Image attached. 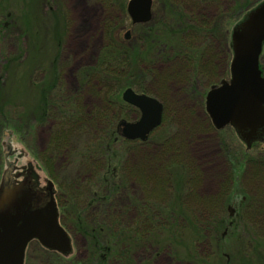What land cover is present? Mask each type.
<instances>
[{
	"label": "rangeland",
	"instance_id": "obj_1",
	"mask_svg": "<svg viewBox=\"0 0 264 264\" xmlns=\"http://www.w3.org/2000/svg\"><path fill=\"white\" fill-rule=\"evenodd\" d=\"M128 1L0 0V152H4L0 188L9 167L14 168L12 176L21 171L16 179H22L25 169L32 165L40 184H47L48 178L58 191L59 185H65L80 203L88 191L81 192L98 181L94 170L106 164V156L104 159L100 155L102 139L111 134L108 127L138 117L136 111L122 114L111 101L107 103L110 124L94 114L106 106L109 96L122 98L127 87L145 90L163 102V121L150 133L148 145L135 150L139 154L129 152L127 145L112 144L115 160L119 161L118 177L136 160L142 171L135 175L137 180L128 179L113 192L105 205L107 210L101 213L103 217L94 211L99 210L98 203L84 211L89 225L97 223L108 231L109 216L121 215L122 226L132 225L136 217L141 219L140 230L134 232L138 236L134 245L141 246L140 254L132 256L136 264H264V141L248 147L233 127H212L205 113L210 85L230 78L233 27L263 0H211L206 4L200 0H154V18L145 25L131 24L126 15ZM195 7L211 20L209 33V26L203 31L198 29L206 21L192 16ZM128 30L131 38L124 42ZM113 37L122 41L118 49L120 55L123 51L120 64L124 67L118 74L110 73V79L99 87L94 77L87 73L83 76L82 72L87 68L97 70ZM191 39H195L193 48L201 41L194 49L199 48L198 56L201 52L207 54L203 65L208 67L201 70L199 63L200 73H183L184 79L179 81L181 72L188 68L187 64L183 66L185 57L191 56L192 47L186 50ZM216 56L218 65L214 62ZM88 76L90 82L81 85ZM57 86L70 95L81 93V101L75 102L81 105H77L82 109L81 116L86 115L80 129L61 143L55 140L61 122L54 112L63 104L71 116L77 111L70 108V100L54 99L63 91ZM45 95L50 96V108ZM117 114L120 116L115 118ZM30 123L34 126L35 145ZM53 141L57 150L48 153ZM8 145L10 152L6 150ZM88 145L94 150L91 157ZM164 164L174 169L172 183L165 187L148 182L153 173L163 174ZM116 197L126 201L119 204ZM134 201L142 203L127 211L126 204L135 205ZM117 203L119 210L110 208ZM170 208L179 221L167 217ZM192 209L202 214L198 213L205 227L201 242H197L190 227L188 214ZM177 210H184L187 217H177ZM63 221L71 232L73 250L58 256L34 241L27 251L26 264H86L93 258L88 237L80 234L72 222Z\"/></svg>",
	"mask_w": 264,
	"mask_h": 264
},
{
	"label": "water",
	"instance_id": "obj_2",
	"mask_svg": "<svg viewBox=\"0 0 264 264\" xmlns=\"http://www.w3.org/2000/svg\"><path fill=\"white\" fill-rule=\"evenodd\" d=\"M152 0H129L127 11L134 23L152 16ZM130 32L125 33L128 38ZM264 42V2L251 10L232 32L231 77L213 86L206 95V111L216 128L232 123L240 128L264 127V76L259 59ZM125 102L140 110L136 121H121L127 139L146 140L163 119V104L157 98L126 88ZM7 173L0 188V264H24L25 250L32 239L43 246L68 254L71 238L59 221L53 182L44 199L31 185L28 174L20 183Z\"/></svg>",
	"mask_w": 264,
	"mask_h": 264
},
{
	"label": "trees",
	"instance_id": "obj_3",
	"mask_svg": "<svg viewBox=\"0 0 264 264\" xmlns=\"http://www.w3.org/2000/svg\"><path fill=\"white\" fill-rule=\"evenodd\" d=\"M228 1H230V0H228ZM232 1H235V0H232ZM225 13L226 12H223L224 15H225ZM244 16H245V14H244ZM244 16L241 19V21L244 19ZM220 17L221 16H218L216 18L223 19V17H221V18ZM204 20L206 21L205 22L206 25H204L203 23H200L199 28H198L201 31H203V27L206 29V27H208L209 24H211L210 19H204ZM208 29L209 30H207V33H209L211 27L209 26ZM191 40L193 41L191 43V45L186 47V50L189 49L190 47H192V50L190 52L191 56H190V58L185 57V60H184L185 64L183 66V67H186V64H187L188 68L186 67V70L184 72H181V75H179V77H178L179 79L177 78L179 81L184 79L183 73L185 75H188V76H192V73H193V75H194V73H196V74L200 73V69L198 68L199 63H200L201 70L204 69L205 67H208L207 64L203 65V62L206 59L207 54H205L204 52H201L198 56V53H199L198 49L199 48L194 49V48H197L196 46H198V43H200L201 41L198 42L196 44V46L193 48L194 43H195V41H194L195 39H191ZM200 40H202V37H200ZM121 42L122 41H117V39H115L113 37L112 40L107 43V45H109V47H108L109 49L105 54L107 55L108 58H105L106 57V55H105V57L102 58L101 61H99L98 65H97L98 66L97 70L94 71V69L92 70V68H87L86 71L82 72V75L85 76L86 75L85 73H87L88 75H91L92 77H94L95 82L98 83V86L101 87L102 81H107V79H110L108 77V75L110 73H117V74L120 73V69L124 67L122 64H120L122 61V59L120 57L123 56V51H122V55H120L121 52L118 49L119 47L122 48ZM230 45L231 44H229V47H230ZM183 50H184V47H183L182 51ZM200 51H201V49H200ZM217 58L218 57L216 56L215 60H217ZM94 74H96V77L94 76ZM55 78H57V77L54 76V81H55ZM87 82H90L89 76L87 78V81H81V85H87ZM53 84L55 85L56 83H53ZM56 89H58L59 91H62V90L63 91L60 93V95L56 96V98L54 97V99H56V101H58V102H64L65 100H70L72 102V104L69 105L70 108L71 109L74 108L75 111H77V113L75 115L71 116L70 113H68V111H70V110L67 107H65V104H63V105L59 106L60 107V108H58L59 110H56L54 112L56 114L53 113L55 116V119L57 121L61 122L60 125H58L59 127H57L55 130V132H56L55 137H57L55 140L56 141L58 140L61 143V142H63V140L67 141L69 138V135H71L73 132L80 129L81 123L84 122L86 115L84 113H82V116H81L80 110H82V109L78 108L77 105H79V104L75 102L76 100L81 101V96H80L81 93L70 95L66 91H64V89H60L58 86ZM141 92H145V90H141ZM45 98L46 99L48 98L49 102H47V101L46 102L50 108L52 106V102L50 101V96L45 95ZM108 101H111L114 105L119 106L120 111H122V114H124V113L130 114L129 111L130 112L137 111V109L135 107L125 103L122 100V98H118L116 95H114V96L111 95V96H109V100H107V102H106V106H104L103 109H98L96 111V113L94 114L95 117H97V119L101 118L102 120H104L105 122H107L109 124L111 122L110 121L111 109H109V107L107 105ZM72 105H74V106H72ZM79 106H81V105H79ZM49 108L46 107V105H44V110L48 111ZM125 111H128V112H125ZM119 114H117L115 116V118H118L120 116ZM29 127L31 128V130L33 131V134H34L33 142H32L34 144V142H35L34 126L32 125V123H30ZM108 129H112L111 134H108L106 136V138L102 139V141H101V144H102V151L101 152L102 153L100 155V158L101 157L104 158L106 156V159L104 158L106 161L103 162L106 164H103L102 167H98V169L94 170L96 175L98 174V176H97L98 181L96 182V184L93 183L91 185V187L89 185L87 187V189H85V191L83 190L81 192V193H85L86 191H88V192H86V194H85L86 196H84V198L81 200V202L78 203L76 199L74 200V198L71 197V193L69 191V188H66L65 185H64V187H61V188L59 185L60 191H58L57 186H55L59 211L61 214L60 219H61L62 224L65 227H66V225H65L63 219H66V220H68V223L72 222L76 227H79L80 231H78V232L80 234L86 235L88 237V240L90 243V249L93 252V258L91 257V259H90V261H92L91 263H90V261L89 262L87 261L88 263L86 262V264H130L131 261H132L131 264H136L134 261L135 258H132V256L134 257L135 255L140 254L138 250L141 248V246L137 247V245H134L135 244L134 241H136V239L138 237V236L135 237L134 232L138 233V231L140 230L141 225L139 228V224H141L142 222H139V221L141 219H138L136 217L135 221L132 225L128 226V225L123 224V226H122L121 223L119 222L121 215L109 216V218L105 217L106 219L108 218V220L109 219L112 220L111 222H109L107 220L106 226L108 227V231H106V228L104 226H101L100 224H97V223L94 224V226H90L89 222L85 219V217L87 219L89 217L87 215H85L84 211L86 209H92L94 206H96V203H98L97 208L99 210L98 211L94 210V211L97 212L98 217H103L101 215V213H104L107 210L106 209L107 207L105 205H106L108 199L111 196H113V194H114L113 192L118 190V188L120 187V184L124 183L125 181L127 182L128 179L135 180L136 179L135 175L137 173L141 174L140 172L142 171L140 161L138 162L136 160L137 162L135 161V163H133L134 165H131V167L128 166L127 172L126 171L123 172L124 175L122 174L121 177H118V163H119V161L115 160V157L113 154L114 149H112L111 147H112V144H114V146H117L118 144H124V146L127 145L126 148L129 152H132L133 154H139V152H137L135 150H137L138 148H141L142 146H146V144L148 142L147 141L142 142L140 140L125 139L121 135V130L119 128L118 122H117V124H113V127H112V125L109 126ZM3 134H4V132H3ZM55 143H56L55 141L51 142L52 145L50 144V147L47 151L48 153H52L50 151H51V149L53 150V148H54V150H57L54 146ZM60 143H59V145H60ZM59 145H58V147L62 146V145H60V146ZM171 146H173V145H171ZM90 147H91V145H88V146H86V149H88V156L91 157L92 156L91 152H93L94 150H92V147L91 148ZM126 148L124 147V149H126ZM62 149H65V148H62ZM6 150L8 152H10V146L9 145H8ZM58 150H60V148H58ZM95 151H96V149H95ZM0 153H1L0 154V157H1L0 160H2V156H3L4 152L1 150ZM162 167H163V174L162 175L157 174L158 175L157 176L156 174L153 173V175H151L147 181L150 183H158V184L160 183V185L162 184L165 187L168 184L172 183L173 176H174V174H173L174 169L170 170L168 164H164ZM13 169H14L13 167H9L8 171H5L6 173L5 172L3 173L2 180H3V178H5V175L7 173L8 174L10 173L11 177H12ZM123 169L125 170L124 167H123ZM25 172H26L25 175L30 173L34 177L35 182H37L38 174H37V170L34 166L29 165L25 169ZM167 172H170V173H168L170 176L167 175ZM20 173H21V171H19L17 173L15 172L13 174V177L18 176ZM177 186L178 185H174L175 188H177ZM77 193L78 192H76L74 194L77 195ZM122 194H121V196H124V195L126 196V193L123 195ZM118 196H120V195L118 194L117 197ZM46 197L47 196H45L44 199H46ZM61 197H62V199H61ZM65 197H66V199H65ZM184 199H185V195L183 196V194H182L181 200H184ZM119 201L117 198L116 202H118L119 204L122 201L125 202L126 200H124V199L121 200V198H120ZM118 203L117 204H111L110 208L112 207V209L117 210L118 209ZM141 203L142 202H140V204H139V201H134L135 205H133V204L130 205L129 203H127L126 204L127 211H131V209L133 210L134 208H132V207H134V206L137 208L139 205H141ZM60 205H61V207H60ZM126 206H125V210H126ZM179 206H181V203H179ZM170 210H171V212L167 217L169 219L176 218V217H173L171 215V213L174 211V209L170 208ZM192 210L193 211L189 212V214H188V218L190 219L191 224H192L190 227L192 228L193 232L197 235V239H196L197 242L198 241L201 242V241H204V239L202 237L205 234V227L203 226V224L201 223V220L199 219V215H198L199 212H197L194 209H192ZM91 212H92V210H91ZM184 214H185L184 210H179V211L177 210V214H176L177 217L184 216L186 218L187 216ZM199 214L202 216L201 213H199ZM203 217H205V216H203ZM176 219L179 221V218H176ZM224 220H226V222H228V219H224ZM148 225L149 224H147L146 227H148ZM127 229H129L128 233L126 235L122 236L123 232L126 231ZM68 231L70 232L69 229H68ZM135 247H137V248H135ZM43 249L50 252V253L53 252V253L57 254L58 256H60V254L58 252H54V251H51V250H48L45 248H43ZM132 252H133V255H132Z\"/></svg>",
	"mask_w": 264,
	"mask_h": 264
},
{
	"label": "flooded vegetation",
	"instance_id": "obj_4",
	"mask_svg": "<svg viewBox=\"0 0 264 264\" xmlns=\"http://www.w3.org/2000/svg\"><path fill=\"white\" fill-rule=\"evenodd\" d=\"M202 3H204V4H206V3H208V2H211V0H200ZM216 3H218V0H214ZM154 4H155V1L153 0V5H152V9H153V7H154ZM210 4V3H209ZM208 7V4H207V6H206V8ZM195 9V11L194 10H192V11H194V14H192V16H194V17H198V18H200V19H208V17H205V16H203L202 15V11H200V12H197L196 10H199L198 8L196 9V7L194 8ZM202 12V13H201ZM127 16H128V13L126 14ZM154 18V16H153V11H152V18L148 21V22H142V23H133L132 21H131V24L132 25H145V24H147V23H149L152 19ZM197 18V19H198ZM236 24H239V23H236ZM237 26V25H236ZM129 38H131V34H130V36L128 37V38H126V37H124V39H123V41H127ZM215 62V64L216 65H218V63H219V60H218V58H217V60H215L214 61ZM262 70H263V72H264V62H262ZM213 85V84H212ZM205 113L208 115V113H207V111H206V107H205ZM207 118H208V116H207ZM231 127H233L235 130H236V132H237V134L242 138V140H243V142L249 147V145H251V143H252V141H254V142H257V141H264V127H258V128H255V129H253V128H250V127H245V128H240V127H238V126H236V125H230ZM254 142L252 143V145L254 144ZM251 147V146H250ZM31 185H32V180H31ZM43 185V184H42ZM36 190H40L41 192H42V190L38 187V189L36 188V187H34ZM41 188H43V186L41 187ZM43 190H44V188H43ZM56 198H57V194H56ZM230 208V209H229ZM228 209L229 210H232L231 211V213L232 212H234L233 211V209H231V207H228ZM28 249H29V246H28V248H27V251H28ZM27 251H26V255H25V264H26V258H27Z\"/></svg>",
	"mask_w": 264,
	"mask_h": 264
},
{
	"label": "bare ground",
	"instance_id": "obj_5",
	"mask_svg": "<svg viewBox=\"0 0 264 264\" xmlns=\"http://www.w3.org/2000/svg\"><path fill=\"white\" fill-rule=\"evenodd\" d=\"M139 115V114H138Z\"/></svg>",
	"mask_w": 264,
	"mask_h": 264
}]
</instances>
